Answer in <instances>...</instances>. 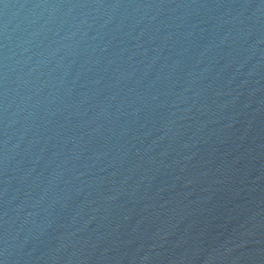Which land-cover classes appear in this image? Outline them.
Listing matches in <instances>:
<instances>
[{"label": "water", "instance_id": "obj_1", "mask_svg": "<svg viewBox=\"0 0 264 264\" xmlns=\"http://www.w3.org/2000/svg\"><path fill=\"white\" fill-rule=\"evenodd\" d=\"M0 264H264V0H0Z\"/></svg>", "mask_w": 264, "mask_h": 264}]
</instances>
